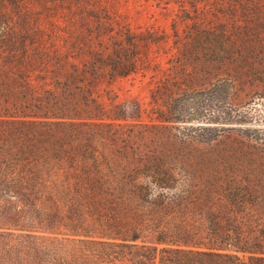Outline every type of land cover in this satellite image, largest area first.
Listing matches in <instances>:
<instances>
[{"label":"trees","instance_id":"16d2710c","mask_svg":"<svg viewBox=\"0 0 264 264\" xmlns=\"http://www.w3.org/2000/svg\"><path fill=\"white\" fill-rule=\"evenodd\" d=\"M144 1L0 0V264H264V0Z\"/></svg>","mask_w":264,"mask_h":264},{"label":"rangeland","instance_id":"374dc122","mask_svg":"<svg viewBox=\"0 0 264 264\" xmlns=\"http://www.w3.org/2000/svg\"><path fill=\"white\" fill-rule=\"evenodd\" d=\"M122 9L127 13L130 25L137 30L143 29L146 26H157L159 28L169 30L170 26V12L164 9L150 5L144 0H122ZM164 57H160V61H163ZM146 76H140L139 74H129L115 78L108 87L115 93L116 99L122 100L125 98H136L140 101H144L147 98V84ZM190 98L195 101V112L198 113V117L203 110V96L204 94L199 92H193L189 90ZM202 119V118H201Z\"/></svg>","mask_w":264,"mask_h":264}]
</instances>
